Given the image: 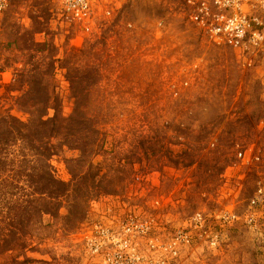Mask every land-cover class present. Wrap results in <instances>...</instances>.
Listing matches in <instances>:
<instances>
[{"label":"rangeland","instance_id":"374dc122","mask_svg":"<svg viewBox=\"0 0 264 264\" xmlns=\"http://www.w3.org/2000/svg\"><path fill=\"white\" fill-rule=\"evenodd\" d=\"M117 1L94 32L51 0H9L0 15V126L21 132L0 141V202L34 199L27 255L50 264H156L195 212L241 214L264 191V51L212 43L179 0ZM47 85L59 116L78 102L87 120L62 121L38 150L25 136ZM46 172L66 195L33 191ZM205 239L172 263L264 264V205L256 228L228 227L215 248Z\"/></svg>","mask_w":264,"mask_h":264},{"label":"built area","instance_id":"2783aa9c","mask_svg":"<svg viewBox=\"0 0 264 264\" xmlns=\"http://www.w3.org/2000/svg\"><path fill=\"white\" fill-rule=\"evenodd\" d=\"M61 16L70 19L80 32H94L100 21L109 20L120 3L117 0H51ZM184 17L197 27L205 38L216 45L230 47L235 55L264 51V0H179ZM9 0H0V15ZM157 22L156 35L160 34ZM262 98L264 100V78ZM264 205V191L259 187L249 199L248 209L237 213L223 208L219 213L195 212L181 230L166 243L159 245L165 257L155 259L156 264H173L180 244H191L205 235L206 247L215 248L222 241L224 230L243 224L256 228ZM213 229H211V226Z\"/></svg>","mask_w":264,"mask_h":264},{"label":"trees","instance_id":"16d2710c","mask_svg":"<svg viewBox=\"0 0 264 264\" xmlns=\"http://www.w3.org/2000/svg\"><path fill=\"white\" fill-rule=\"evenodd\" d=\"M43 89L45 91V99L38 100V103H40V106L43 107L44 111L41 115H39V118L35 120V125H32V127L30 126V129L25 136L28 145L38 150L43 143L41 139L42 135H44L43 137H53L52 134H48L49 131H60V133L64 131L61 125L62 121L78 120L81 124H83V122L87 120L85 116L84 119L80 120L82 117L78 116V102H74L72 114L67 117L61 115L59 116L57 98L53 96L52 99L50 96H47L50 93L49 85ZM30 91L32 94L35 93L36 88L34 85L30 86ZM48 109H52L54 111L52 116H47ZM11 122V119L2 120L0 126V141L4 140L3 136L5 135L11 138L16 137L17 134L21 135L20 130L15 129L11 125ZM35 141L38 143L37 145L34 144ZM44 150H46V148ZM0 152H2L1 148ZM1 169L2 168L0 166V171ZM4 171L5 170H2V172ZM46 174L48 176L42 178L40 182L36 184H32V182H30V185H34L33 191L37 194H47L48 196L51 194H54L57 197L66 195L69 189L64 186V182L56 181L48 172H46ZM26 175L28 176V179H30L31 174ZM5 184L6 183H3V186ZM52 185L55 186L52 187ZM13 188L23 190L24 187L14 185ZM87 193H89V190H87ZM22 195H26V193H23ZM3 199L5 198L3 197ZM31 202L33 204L34 199H24V201L22 200V203H19L17 208L11 206V202H0L3 204L0 207L5 208V212L0 209V264H50L44 259L33 258L27 255L29 251H33L34 249V245L31 240L33 234H31V231L28 228L30 223L28 221L30 220L31 215L29 209L27 210V207L32 205ZM41 213L46 212L41 211ZM68 214H71L70 208L68 209Z\"/></svg>","mask_w":264,"mask_h":264}]
</instances>
